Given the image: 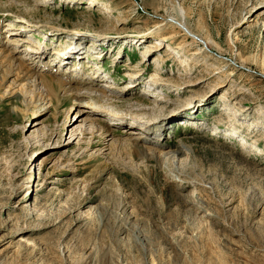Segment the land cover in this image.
<instances>
[{"label":"rangeland","instance_id":"374dc122","mask_svg":"<svg viewBox=\"0 0 264 264\" xmlns=\"http://www.w3.org/2000/svg\"><path fill=\"white\" fill-rule=\"evenodd\" d=\"M0 41L62 82L0 64V264H264V0H0Z\"/></svg>","mask_w":264,"mask_h":264},{"label":"bare ground","instance_id":"6f19581e","mask_svg":"<svg viewBox=\"0 0 264 264\" xmlns=\"http://www.w3.org/2000/svg\"><path fill=\"white\" fill-rule=\"evenodd\" d=\"M17 21V20H16ZM178 23V27H180L182 30H187L188 31V34L192 35L193 37H195V35L191 32V30L187 27L186 23L182 20H179ZM5 46H8L9 48H12L13 51L15 53H11V51L9 49H7ZM6 48V49H5ZM5 50L6 51V54H4L2 56L3 60L1 59L0 57V64H3L2 62H5L6 63V69L5 71L3 70V72H5V75L3 76L4 78L7 77L9 74L10 75H15V79H18V80H21V79H29V77L32 79L30 82V85L37 90V94L38 96H40L42 99H48V101L52 102L53 101V98L57 96V94L55 95L54 92H53V89L55 91L56 90V85L55 84H60L61 85V78H55V76L51 79H49V81L46 79V75H44V73H41V68H42V65L40 63L38 64H29V65H26L23 61H21L20 58H22L23 55L19 56V55H16V54H19V52L17 51V49L15 48V46H12L10 47L9 45H6L5 42L3 41H0V55H1V51ZM72 53H66L58 62H63V61H68L70 60V56H71ZM40 55H43V52L40 54ZM57 63V62H55ZM48 66H50L48 64ZM5 68V67H4ZM23 68L26 69V71L23 70ZM45 76V77H44ZM41 77V78H40ZM51 77V76H50ZM76 79V75L74 77ZM73 79V80H75ZM64 81V80H63ZM154 82H156L157 85H160V84H167L169 82H163V81H160V80H155L154 78ZM67 83V82H66ZM65 84V83H64ZM23 85H26V84H22ZM136 85V84H135ZM168 85V84H167ZM55 86V88H54ZM65 86V85H64ZM66 87V86H65ZM71 87V86H70ZM64 88V87H63ZM66 89V88H65ZM68 89V88H67ZM35 90V91H36ZM106 91V90H105ZM106 93V92H105ZM39 97V98H40ZM92 111H97L99 112L100 110L98 109H94V108H91ZM82 111V110H81ZM66 118H67V115H66ZM128 115H122V116H118L117 119L119 121H121L122 124H127L128 126L132 125L130 123V120L128 119ZM77 119V118H76ZM93 119H97V118H93ZM98 120V119H97ZM72 120H70L71 122ZM73 133L72 135H74V132H77V128L73 129L72 130ZM77 133L79 134H86V131L85 130H80L78 131ZM76 136V135H75ZM77 138V136L75 137ZM74 138V139H75ZM173 162H172V170H174L178 165L180 164L179 161H178V158H176V156H173ZM182 167V166H181ZM179 168V165L178 167L176 168L177 171L178 169L179 170H182V174L180 176H184V170L182 168ZM184 168V167H183ZM175 169V171H176ZM174 173V172H173ZM174 179V178H173Z\"/></svg>","mask_w":264,"mask_h":264}]
</instances>
